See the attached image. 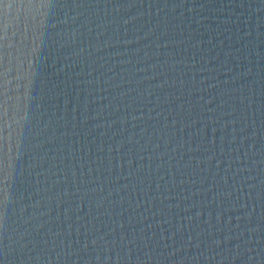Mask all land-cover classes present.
Here are the masks:
<instances>
[{"label": "water", "instance_id": "95a60500", "mask_svg": "<svg viewBox=\"0 0 264 264\" xmlns=\"http://www.w3.org/2000/svg\"><path fill=\"white\" fill-rule=\"evenodd\" d=\"M0 264H264V0H0Z\"/></svg>", "mask_w": 264, "mask_h": 264}]
</instances>
